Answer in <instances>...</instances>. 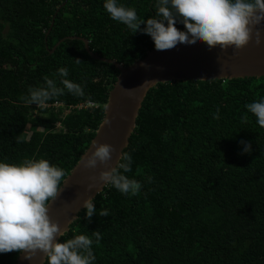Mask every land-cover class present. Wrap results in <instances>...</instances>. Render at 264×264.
Instances as JSON below:
<instances>
[{
	"label": "trees",
	"instance_id": "16d2710c",
	"mask_svg": "<svg viewBox=\"0 0 264 264\" xmlns=\"http://www.w3.org/2000/svg\"><path fill=\"white\" fill-rule=\"evenodd\" d=\"M104 3L0 0V162L45 159L69 174L94 137L119 72L92 59L81 40L54 48L58 41L85 38L93 53L124 67L154 48L149 35L113 20ZM118 3L142 19L155 14L156 0ZM62 67L84 96L65 90L43 106L20 99L45 77L63 87L56 75ZM262 98L264 77L151 88L123 150L133 159L126 175L141 183L140 193L107 185L93 203L109 216L89 221L83 209L60 240L99 231L94 264H264V127L245 107ZM241 140L251 142L250 153L241 154ZM17 256L0 253V264H15Z\"/></svg>",
	"mask_w": 264,
	"mask_h": 264
},
{
	"label": "clouds",
	"instance_id": "9594fccd",
	"mask_svg": "<svg viewBox=\"0 0 264 264\" xmlns=\"http://www.w3.org/2000/svg\"><path fill=\"white\" fill-rule=\"evenodd\" d=\"M103 7L113 20L126 25L131 34L149 35L158 51L171 50L178 43L196 45L203 41L208 50L219 46L226 51L232 46L233 54H236L253 41V37L255 45L261 44L258 26L264 23V0H156L155 14L147 19H142L134 8L120 4L118 0H105ZM177 23H182L186 31L178 30L174 26ZM56 75L62 78L60 84L63 87L57 86L55 79L45 77L44 86L29 88V94L20 99L25 104L43 106L63 95L65 90L73 96L85 95L81 84L66 78L69 75L66 67L59 68ZM245 107L256 117L257 124L264 127V98ZM218 112L214 118H218ZM101 126H111V120L106 117ZM239 143L244 145L241 154L251 152V142L241 140ZM91 145L92 150L80 158L83 167L107 166L116 148L96 141ZM132 164L131 154L120 150L114 164L90 178L93 183L88 188L95 187V182L100 181L124 195H138L141 183L126 175L132 171ZM67 175L62 168L50 165L45 159L24 160L19 165L0 162V253L16 251L30 260L39 251L46 264H94L96 257L92 245L99 244L101 233L94 231L91 237L79 234L61 241L57 237L63 236L65 230L48 215L46 205L58 196V189ZM147 179L152 181L150 176ZM83 208L89 221L93 215L109 216L107 209L97 213L93 197L83 201Z\"/></svg>",
	"mask_w": 264,
	"mask_h": 264
},
{
	"label": "water",
	"instance_id": "95a60500",
	"mask_svg": "<svg viewBox=\"0 0 264 264\" xmlns=\"http://www.w3.org/2000/svg\"><path fill=\"white\" fill-rule=\"evenodd\" d=\"M258 27L261 31V44L255 45L253 37V41L238 50L236 54H233L232 46L222 51L219 46L208 50V46L203 41L196 45L178 43L171 50L158 51L154 47L147 51L143 58L126 67L93 53L85 38L72 36L58 41L54 48L65 39L81 40L85 51L92 59L112 64L117 68L119 73L108 92L105 104L108 108L105 109L104 106L103 118L81 156L92 150V141L111 144L116 148V152L113 153L112 161L107 166L98 164L95 169L84 168L80 156L61 183L58 196L46 205L50 219L57 222L61 229L65 230V234L68 233L70 225L84 209L83 201L89 197L94 199L107 186L96 181L95 187L88 188V185L93 183L90 178L114 164L120 150L123 151L128 146L129 138L136 127L141 104L148 91L157 84L264 77V23ZM106 117L111 120V126H101ZM45 261L43 253L37 251L30 260L24 259L23 254L18 253L15 264H45Z\"/></svg>",
	"mask_w": 264,
	"mask_h": 264
},
{
	"label": "built area",
	"instance_id": "2783aa9c",
	"mask_svg": "<svg viewBox=\"0 0 264 264\" xmlns=\"http://www.w3.org/2000/svg\"><path fill=\"white\" fill-rule=\"evenodd\" d=\"M55 105L60 106V104H54V106H55ZM92 105H93L92 103L88 102V103H85V104H79V105H77L75 108H77V109H80V108H86V107H89V106H92Z\"/></svg>",
	"mask_w": 264,
	"mask_h": 264
},
{
	"label": "rangeland",
	"instance_id": "374dc122",
	"mask_svg": "<svg viewBox=\"0 0 264 264\" xmlns=\"http://www.w3.org/2000/svg\"><path fill=\"white\" fill-rule=\"evenodd\" d=\"M55 106H58V105H55ZM69 112V110L67 109V110H65V114H67Z\"/></svg>",
	"mask_w": 264,
	"mask_h": 264
}]
</instances>
